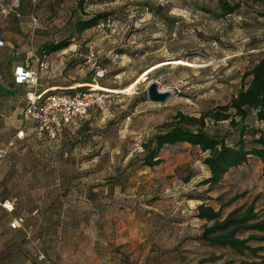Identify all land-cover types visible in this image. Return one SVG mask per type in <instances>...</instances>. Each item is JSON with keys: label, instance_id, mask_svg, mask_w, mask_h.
<instances>
[{"label": "rangeland", "instance_id": "1", "mask_svg": "<svg viewBox=\"0 0 264 264\" xmlns=\"http://www.w3.org/2000/svg\"><path fill=\"white\" fill-rule=\"evenodd\" d=\"M11 3L0 0V38L10 42V47L2 46L9 52L0 51L1 59L16 53L17 59L38 71L41 90L51 86L86 90L87 78L92 75L111 94L106 107L94 109L79 128L65 129L56 143L46 142L45 156L29 153L28 163L32 164H0L2 178L25 172L40 174L47 187L41 192L56 203L45 211L42 221L47 234L35 232L39 239L35 245L54 264H73L77 240H82L79 253L87 256L94 251L87 241L111 239L107 229L118 224L146 226V213L152 212L156 213L151 217L156 227L164 226L165 235H173L182 244L178 264L181 260L198 264L211 253L222 255L224 260L239 259L229 249L195 240L204 221L193 217V212L201 194L208 198L207 204L219 208L240 193L244 196L226 207L224 215L248 204L257 194L256 206L264 212V180L258 158L251 157L246 165L229 171L210 193L205 192L207 186L200 185L209 175L202 163L204 155L187 143L166 147L161 153L164 162L154 169L129 164L141 154L142 141L177 112L199 116L230 101L243 85L242 74L264 53V17L244 5L232 16L214 19L201 8L215 9L216 0H85L89 15L102 10L113 14L109 21L76 33L69 22L76 0H25L19 15L10 11ZM158 6H163L166 19L152 11ZM62 39L70 40L67 49L41 56L39 49L44 43ZM153 80L159 82L161 90L174 91L166 103L148 99L146 88ZM249 120L253 125L259 122L255 114ZM208 128L224 134L230 125L222 121L210 123ZM238 137L234 134L227 141L234 143ZM58 176L63 178V186H55ZM110 177L119 179L118 194L110 208L117 211L110 214L108 210L106 214L111 217H106V222L116 224L107 223L102 233L94 223L92 204L83 194ZM5 178L0 181V191L12 188ZM189 195L193 199H187ZM16 240L20 243L19 252L13 250L16 257L0 259V264H47L36 262V247L23 235ZM4 252L11 250L1 242L0 254Z\"/></svg>", "mask_w": 264, "mask_h": 264}, {"label": "trees", "instance_id": "2", "mask_svg": "<svg viewBox=\"0 0 264 264\" xmlns=\"http://www.w3.org/2000/svg\"><path fill=\"white\" fill-rule=\"evenodd\" d=\"M24 2L25 0H21V7H24ZM84 4L85 0H76V7L69 18L74 32L83 33L111 19V10L89 15L85 12ZM244 5L248 9L255 8L256 13L264 17V0H216L215 9H201L214 19H223L237 13ZM152 11L166 19L163 6H158ZM70 45L69 39L46 42L40 47L39 53L41 56L49 55L67 49ZM92 80V75L87 78L88 86ZM242 80V87L228 103L205 110L199 116L179 111L171 119L158 125L157 130L142 141L141 154L131 160L129 165L140 163L144 167L154 169L164 162L161 153L166 147L187 143L198 147L204 155L202 163L207 167L209 175L200 185L207 186L206 193H210L219 185L229 171L246 165L251 157L261 161L264 180V53L242 74ZM52 91L74 93L83 90L76 86H56ZM252 114H255L258 124H250ZM222 121H229L230 128L226 133L209 130L210 123L215 125ZM234 134H238V140L228 143L227 138ZM248 135L252 136L250 140ZM105 183L117 185L119 179L110 177ZM258 195L248 204L230 209L225 215L224 209L244 196L243 193L235 194L221 203L219 208L207 204L208 198L204 194L195 197L201 202L195 207L193 217L205 221L201 232L194 237L195 240L211 247L229 249L240 257L224 260L222 255L211 253L201 258L198 264L217 261H221V264H264V212L259 211L256 206L260 197ZM189 197L187 199H193V196ZM218 199L222 198L218 196Z\"/></svg>", "mask_w": 264, "mask_h": 264}, {"label": "crops", "instance_id": "3", "mask_svg": "<svg viewBox=\"0 0 264 264\" xmlns=\"http://www.w3.org/2000/svg\"><path fill=\"white\" fill-rule=\"evenodd\" d=\"M4 45L10 47V42H6L5 39L0 38V51L7 50L9 52V48L2 49ZM17 66H25L33 69L27 62L17 59L16 53H12L11 57L8 56L7 59L0 58V149L8 147L10 143H13L12 146H9L8 153L0 164H32L28 163L29 153H33L40 158L48 153L45 144L49 141L44 135L35 130L32 122H28L27 124L24 122L23 109L26 103L25 92L31 88L30 86L15 81L14 74ZM55 88L56 86H51L43 91H40L41 89L38 88V91L40 93H48L49 90L52 91ZM21 129L25 133L24 139L16 138V133ZM65 129H63L56 142L60 140L62 133L66 131ZM53 164L58 166L59 162L54 161ZM5 176L7 177L5 180H10L12 188L0 191V203L5 201L10 202L13 205V210L10 212L0 204V214L1 212L3 214L0 217V244L1 242H6L7 248L11 252L0 254V259L9 260L10 258L13 259L16 257L13 250L15 252H19L20 250L18 247L20 243L16 240L17 237L23 235L31 244L39 245V239L37 241L35 232H38L39 236H45L47 234L48 228L42 221V218L44 217V213H46L45 211L56 203L54 199L49 200L45 196V192H41L46 191L47 187L40 174L25 172L21 175H3V178L0 176V181H3ZM58 178L55 186H63V178L61 176H58ZM20 181L22 183L17 184ZM58 189L62 191L61 187ZM117 194V185L112 183H105L98 187L84 190L83 197L92 204V211L96 215L94 223L95 225H99V228L102 229L100 232L102 233L106 231L107 223L110 222L109 224L112 226L116 224L115 222H111V220L106 222L107 218L111 217L106 212L108 210L109 213L113 210L117 211L115 208L110 209L114 203V197ZM78 197H81V194ZM99 200L103 204H99ZM20 215L25 217V225L30 229L32 239H28L22 230H13L10 228V221ZM155 215L156 213L152 214V212H147V224L143 227L140 226L138 221H136V223H139L137 224L138 227L135 224L131 226L128 224L124 226L118 224L113 228L110 227L111 229H107V233H109L108 236L112 234L111 239H90L87 243L92 246L94 251L87 256L79 253V246L82 240H77L74 242L73 261L75 262L73 264H178L177 261L182 259V250L184 248L181 247L182 244L177 239L175 240L173 235H165L164 226L158 224L156 227V222L151 221V217ZM38 219L39 223H37ZM149 226L152 228L150 229ZM32 227L35 231L32 230ZM82 229L80 228L79 231ZM36 245L34 247H36L35 251L37 253ZM86 257L87 259L85 260ZM36 262L41 261H38L36 257ZM182 263L183 260L179 264Z\"/></svg>", "mask_w": 264, "mask_h": 264}, {"label": "built area", "instance_id": "4", "mask_svg": "<svg viewBox=\"0 0 264 264\" xmlns=\"http://www.w3.org/2000/svg\"><path fill=\"white\" fill-rule=\"evenodd\" d=\"M20 6L21 0H12L10 11L19 15ZM38 61H40L39 58ZM41 64L43 65V62ZM14 76L17 83H24L31 88L25 95L26 105L23 109L25 124L32 122L35 130L44 135L49 142H56L65 128H79L91 110L106 107L111 95L107 89L100 87L95 79L83 91L40 93L38 91L39 76L37 70L17 66ZM24 137L23 129L16 133V138L24 139ZM12 144L10 143L8 147L0 149V162L5 159L9 146ZM0 204L10 212L13 210V205L8 201ZM25 223V217L20 215L14 217L9 226L13 230H22L28 239H32L31 231ZM36 257L38 261L54 264L39 247H37Z\"/></svg>", "mask_w": 264, "mask_h": 264}, {"label": "water", "instance_id": "5", "mask_svg": "<svg viewBox=\"0 0 264 264\" xmlns=\"http://www.w3.org/2000/svg\"><path fill=\"white\" fill-rule=\"evenodd\" d=\"M148 99L152 102L164 104L174 94L173 90H161L158 81H151L146 88Z\"/></svg>", "mask_w": 264, "mask_h": 264}]
</instances>
